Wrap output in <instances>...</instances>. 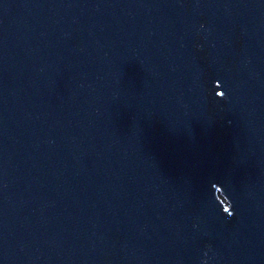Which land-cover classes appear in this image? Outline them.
I'll return each mask as SVG.
<instances>
[{"label":"water","instance_id":"1","mask_svg":"<svg viewBox=\"0 0 264 264\" xmlns=\"http://www.w3.org/2000/svg\"><path fill=\"white\" fill-rule=\"evenodd\" d=\"M0 264H264V0H0Z\"/></svg>","mask_w":264,"mask_h":264},{"label":"clouds","instance_id":"2","mask_svg":"<svg viewBox=\"0 0 264 264\" xmlns=\"http://www.w3.org/2000/svg\"><path fill=\"white\" fill-rule=\"evenodd\" d=\"M223 97H224V93H223V92H221L220 98H223ZM228 215H229V216H231V215H232V213H229Z\"/></svg>","mask_w":264,"mask_h":264}]
</instances>
